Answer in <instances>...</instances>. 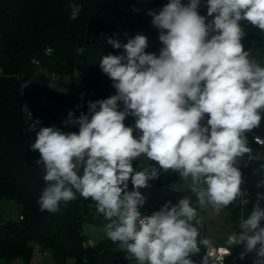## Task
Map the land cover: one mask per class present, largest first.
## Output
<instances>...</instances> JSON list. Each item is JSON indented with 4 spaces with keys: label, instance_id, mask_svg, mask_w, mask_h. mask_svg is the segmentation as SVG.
Masks as SVG:
<instances>
[{
    "label": "clouds",
    "instance_id": "9594fccd",
    "mask_svg": "<svg viewBox=\"0 0 264 264\" xmlns=\"http://www.w3.org/2000/svg\"><path fill=\"white\" fill-rule=\"evenodd\" d=\"M206 2L208 16L215 14L208 23L198 13L200 0L186 5L169 0L158 13L149 11L163 45L158 57L145 52L144 35L125 44L108 40L124 50L99 62L117 94L89 102L87 114L69 112L64 124L78 125V132L55 126L35 130L39 120L29 126L35 131L29 148L39 152L36 163L45 173L46 186L37 200L40 211L58 212L77 193L90 199L107 221L106 237L137 264H194L190 257L200 246L212 247L201 235L203 213L209 207L219 213L241 199L237 160L251 153L246 133L258 128L264 116V66L241 42V21L264 31V0ZM70 7L75 20L81 6ZM129 115L135 117L134 127L125 125ZM256 142L264 144L259 137ZM141 157L153 163L138 170L133 162ZM161 170L190 180L196 201H169L142 217L139 208L146 198L140 189ZM129 180L132 191L127 190ZM257 196L264 199V194ZM261 221L264 208L257 202L247 219L239 217L238 231L228 235L222 255L207 253L202 264H223L238 245H244L241 258L255 252L254 264H264Z\"/></svg>",
    "mask_w": 264,
    "mask_h": 264
},
{
    "label": "trees",
    "instance_id": "16d2710c",
    "mask_svg": "<svg viewBox=\"0 0 264 264\" xmlns=\"http://www.w3.org/2000/svg\"><path fill=\"white\" fill-rule=\"evenodd\" d=\"M167 3L169 0H0V261L4 264L16 259L31 264L36 249L49 255L54 264H127L128 253L108 238L97 246L89 243L84 226L107 223L90 199L77 193L76 199L61 203L58 212L40 211L37 200L46 186L45 173L35 162L39 152L29 148L35 138L29 126L39 120L35 130L55 126L78 132V125L64 124L69 112L79 117L88 113L89 102L117 94L99 62L104 55H121L124 50L114 48L108 40L125 44L144 35L148 39L145 52L158 57L163 45L148 13H158ZM71 4L81 6L75 20L70 19ZM198 13L206 17V23L214 19V15L208 16L206 0H200ZM249 38L245 33L242 40ZM76 75L81 84L70 83L65 91L52 85L56 78ZM22 82L27 83L26 88ZM123 107L120 102L119 109ZM134 124L135 117H126V126ZM152 163L141 157L133 166L139 170ZM162 172L148 183L171 187L176 179L162 182ZM4 200L17 204L18 220H4ZM237 208L232 215L234 231H238L242 210Z\"/></svg>",
    "mask_w": 264,
    "mask_h": 264
},
{
    "label": "crops",
    "instance_id": "0c3cea01",
    "mask_svg": "<svg viewBox=\"0 0 264 264\" xmlns=\"http://www.w3.org/2000/svg\"><path fill=\"white\" fill-rule=\"evenodd\" d=\"M247 24L249 23H244L241 26H245ZM245 33L247 34V31ZM249 36L250 38L246 40L249 46L247 47L246 51L250 52L251 58L258 60L259 62H261L262 66H264V31L257 28L251 30ZM207 118L208 117L206 115L204 121L202 122L205 125ZM254 130L261 138L264 139V116H262L260 126L258 128H255ZM252 150L254 151L255 154L256 165L252 167L248 172H243L242 165L245 156L243 158H238L237 165L239 166V169L242 173L243 182L246 183L247 187L253 194V205H256L257 202H259L260 207L264 208V199H260L258 201V196H257L258 193L264 194V185L258 186L262 181H264V168L261 167V164L264 163V147L252 145ZM160 177L162 182L169 181L173 178H175L176 181L169 188H164L163 186L160 185L148 183L149 185L154 186L152 189H150V191H148L149 192L148 195L149 197H151L149 198L150 201L144 204L143 207H140L139 209H148L153 213L154 211H159L160 208L169 201L171 202L172 205H176L179 202V200L184 197H190L192 202L195 203L196 196L189 189L190 180L183 181L178 173L173 172L171 170H169L168 172L163 171ZM174 188L176 190H173ZM237 207L238 206L236 202H234L229 207L221 210L222 214L225 216L224 218H226V223L228 226H231L232 224V215L236 213V210L238 209ZM246 209L247 208H244L243 212L240 211V217L244 219L246 216ZM206 211L204 213H206ZM96 227H101V226H96ZM84 233L86 235V228H84ZM104 239L106 238H103L102 240ZM89 243L92 246H95V244H93V242H90V240Z\"/></svg>",
    "mask_w": 264,
    "mask_h": 264
},
{
    "label": "rangeland",
    "instance_id": "374dc122",
    "mask_svg": "<svg viewBox=\"0 0 264 264\" xmlns=\"http://www.w3.org/2000/svg\"><path fill=\"white\" fill-rule=\"evenodd\" d=\"M183 4L189 3V0H182ZM215 15V14H213ZM243 31H247V34L249 35L251 33V30L257 29L258 27H255L251 24H247L245 26H241ZM244 50H247L248 44L246 40L241 41ZM70 83H75V84H81L80 78L76 75L75 77H59L56 78L55 81L53 82V87L57 88L59 90L65 91L66 88L69 86ZM39 158L35 159V162H37ZM145 162V160H143ZM39 165V164H38ZM42 167V165H39ZM154 186H151L148 184V187L146 188H141L140 192L141 194L146 198L145 204L149 202V192L150 189H152ZM128 191L133 190V186L131 184V181L129 180L128 184ZM253 205L250 208L246 209V216L245 219H247L248 215H250L251 211L253 210ZM1 210L3 213V218L6 221H13V220H18L19 218V209L17 204L14 201L10 200H4L1 203ZM205 219H204V228L202 229V236L208 237L212 241V245H225V241L228 237V235L234 231L233 227L234 224L232 222L231 226H228L226 223V218L222 214V211L219 213H216L211 207H209L206 211V213H203ZM84 228H86V235L88 237V241L93 242L95 246L99 245L101 240L103 238H106L105 231H104V226L101 227H96V226H91V225H85ZM102 238V239H101ZM203 247V246H202ZM204 248V247H203ZM240 250V245L234 246L232 248V251L234 254L238 253ZM193 261L194 264H202V261H199L195 259L193 256L190 257ZM128 262L127 264H137L136 260L134 257L128 254ZM5 261L1 260L0 264H4ZM13 264H24L23 260L21 259H16L13 261ZM31 264H54L50 256L48 255H43L42 253L39 252L38 249H36L34 259L32 260ZM69 264H74V261H70Z\"/></svg>",
    "mask_w": 264,
    "mask_h": 264
},
{
    "label": "built area",
    "instance_id": "2783aa9c",
    "mask_svg": "<svg viewBox=\"0 0 264 264\" xmlns=\"http://www.w3.org/2000/svg\"><path fill=\"white\" fill-rule=\"evenodd\" d=\"M36 64L38 65L39 62H37ZM21 85L23 88L27 87L26 82H22ZM27 116L32 117V113L27 111ZM246 136H247V140H248V147L251 150H252V145L264 147V144H258L256 142V137H259L261 140H264V139L261 138L254 129L251 132L246 133ZM254 162H255V154H254V151L252 150L251 153L246 154L244 157V162L242 165V171L248 172L251 169L252 164ZM241 191H242V197H241V199L236 201L237 206L241 207V209L252 207L253 206V194L249 190V188L247 187L245 182H243L241 185ZM139 211H140L142 217L143 216H149L152 214V212L148 209H139ZM21 219H23V218L21 217ZM261 226H264V223L261 224ZM222 247H225V246H223V245H212L211 248H208L207 250L202 249L199 253L193 254L192 256L199 261H202L207 253L211 256H221L222 253H221L220 249ZM242 252H244V245H240V250L236 254H234V252L231 249V254L224 257L223 264H254V261L256 259V253L250 252V253L245 254L243 256V258H241Z\"/></svg>",
    "mask_w": 264,
    "mask_h": 264
},
{
    "label": "water",
    "instance_id": "95a60500",
    "mask_svg": "<svg viewBox=\"0 0 264 264\" xmlns=\"http://www.w3.org/2000/svg\"><path fill=\"white\" fill-rule=\"evenodd\" d=\"M86 215H88V212H86Z\"/></svg>",
    "mask_w": 264,
    "mask_h": 264
}]
</instances>
